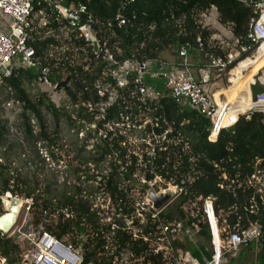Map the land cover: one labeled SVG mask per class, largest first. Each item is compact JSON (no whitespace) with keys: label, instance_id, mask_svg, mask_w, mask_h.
<instances>
[{"label":"trees","instance_id":"16d2710c","mask_svg":"<svg viewBox=\"0 0 264 264\" xmlns=\"http://www.w3.org/2000/svg\"><path fill=\"white\" fill-rule=\"evenodd\" d=\"M65 4L87 7L100 52L96 53L76 33H63L61 28L66 21L45 6L35 8L44 15L34 20L27 43L35 50L34 61L48 69L53 84L69 79L65 94L70 104L78 107L65 111L57 108L44 92L31 95L27 87L34 86L38 78L34 68L21 70L17 78L6 80L3 88L13 93L21 110L22 135L34 148L38 142H45L61 151L58 137L62 124L75 131L76 138L83 131L87 133L80 146L65 151L70 157L67 171L72 176L87 173L86 181L98 186L87 189L82 184L41 181L38 176L29 177L14 169L10 158L15 144L7 138L8 130L0 121V150L7 147L0 161V215L1 197L7 193L32 200L33 225L39 227L47 217L45 230L63 243L80 247L83 264H164L161 255L153 252L150 239L157 232L159 220L173 219L191 226L198 224L200 228L195 236H199L197 242L195 238L186 239L177 243L178 247L197 259L211 258L207 242L212 234L207 220L201 217L207 198L214 199V212L221 225L225 220L232 227L256 224L264 238V190L258 192L261 187L251 181L257 172L264 178L262 115L236 116L232 126L221 131L216 142H210V120L188 104L173 99L162 80H148L162 93L159 101L142 102L131 77L127 87L118 89L119 98L113 106L103 114L97 109L105 99L99 97L96 86H115L110 77L114 66L104 60L105 54H110L117 64L152 62L160 68L164 53H176L181 45L194 42L198 36L206 50L212 48L215 55L222 54L217 41L211 40L217 30L203 27L202 15L215 7L220 23L250 48L249 53L243 54L244 60L256 49L247 40L250 22L255 17L252 9L239 0H65ZM118 15L125 20L124 25H119ZM41 18L46 21L43 27ZM146 120L149 123L145 132L157 136L152 137L154 147L150 152L145 150V144L131 146L123 134L127 125L138 127ZM163 136L165 139L158 138ZM92 139L97 140L95 148L87 151V142ZM107 160L109 167L104 171L102 163ZM90 164L95 165V170ZM90 171L94 174L89 175ZM157 178L162 182L153 187L141 184L142 180L155 182ZM168 185L180 189L172 206L174 212L163 211L156 220L146 214L145 224L134 219V229H127L126 218L135 213L132 196ZM100 193L111 201L114 213L109 222L105 221L108 214L99 216L104 210L94 208L93 196ZM135 229L138 238L133 236ZM256 252L255 264H264L263 246L256 243L242 247L236 257L229 259V264L245 263L247 254ZM20 253L14 239L0 237V256L8 264H17Z\"/></svg>","mask_w":264,"mask_h":264},{"label":"built area","instance_id":"2783aa9c","mask_svg":"<svg viewBox=\"0 0 264 264\" xmlns=\"http://www.w3.org/2000/svg\"><path fill=\"white\" fill-rule=\"evenodd\" d=\"M239 1L250 7L255 16L250 22L247 40L256 49L244 59L254 63L243 72L244 75L257 64L255 62H257L260 54L264 56V0ZM39 6H45L51 13L61 16L66 21V25L61 28V31L66 35L69 32H74L78 38L92 46L94 42H97L93 31L94 21L85 5L70 4L67 6L65 0H0V85L8 79L17 78L21 70L34 68L38 75L34 86L38 85L57 108L71 111L78 106L71 105L65 92L58 90L59 84H53L50 81L48 69L34 61L35 50L27 43L34 20L44 15L43 11L36 12L35 8ZM212 14H216L219 21L218 11L215 7H212L208 13L202 15L203 27L211 24ZM70 16L73 19H70ZM116 20L120 26L125 24V20L120 15L117 16ZM40 24L42 27L46 25L44 18L40 19ZM108 25L110 26L111 23ZM211 40L217 41L216 45L219 49H227L232 44L233 48L215 55L212 48L206 50L202 37L198 36L194 42H186L178 48L177 53L181 63L177 67L164 69L161 65L158 73L152 71L155 63L129 61L117 64L110 54H105L103 56L104 60L114 66L110 71V77L115 86L101 83L96 86L99 97L105 99L98 106V111L103 114L106 109L114 105L119 98L118 89L127 87L130 77L133 79L139 100L142 102L159 101L162 93L147 79L161 77L164 80L166 90L173 99L179 103L188 104L192 109L210 120L211 128L208 137L210 142H216L221 131L230 128L235 117L240 114L245 115L247 118L260 114L264 123V66L254 77L258 89L253 90L256 87H254V83L250 84L251 101L248 109L243 110L241 107L230 106L227 99L219 101L217 98L218 92H215L214 77L226 78L232 86L233 83L229 79L234 74L238 64L244 61L242 60L243 54L249 53L250 48L234 37H232L233 41L230 42V38H223L217 34ZM194 51L203 55L207 62L200 71L199 79L195 77L188 63L189 55ZM98 52H100L99 45ZM129 128L131 127L127 125V129ZM151 134L153 137L154 134ZM153 138L157 139V136ZM158 138L165 139V136ZM255 178L256 176L253 179ZM156 182L161 183L162 181L160 178H157L155 182L142 180L141 184L146 183L153 187ZM170 187L175 189L178 196L180 189L171 185L167 187L159 186V190L155 192L161 194L171 192L174 198V190L172 191ZM263 190L264 188H260L258 192H263ZM136 195L137 193L133 196ZM6 196L9 199L12 198L10 193H7ZM139 196L140 200L135 199V213L131 218H125L132 220L131 224H133L134 219H140V224L146 223V214H150L153 220L158 219L159 214L166 207L161 211H156L149 200L148 191L145 194L140 193ZM22 203L23 207L13 226L16 244L20 248L21 244L25 246L20 253L17 264H83L81 248L73 244L63 243L50 235L44 227L46 221L39 227H35L31 219L26 216L20 224L19 217L22 212L25 211L27 215L31 214L32 200L26 199ZM94 208L100 209L95 204ZM197 217L198 215L195 216V218ZM201 217L207 220L212 234L211 258L205 259L204 263H201L198 259L189 257L184 250L178 247L177 243H181L186 239L194 240L196 234L200 231L198 224L187 225L180 219H173L168 222L159 220L157 232L150 239V246L155 254L161 255L164 264H228L229 259L236 257L242 247H246L251 243H256L259 247L262 246L261 242L264 238L258 225L252 224L247 228H242L240 224H236L232 227L226 220L221 225L214 212L213 198H207L203 202ZM132 228L127 226V229L132 230ZM133 236L138 238L135 231ZM0 264H8V262L0 256Z\"/></svg>","mask_w":264,"mask_h":264},{"label":"rangeland","instance_id":"374dc122","mask_svg":"<svg viewBox=\"0 0 264 264\" xmlns=\"http://www.w3.org/2000/svg\"><path fill=\"white\" fill-rule=\"evenodd\" d=\"M257 63L251 71H248L247 74L242 78L243 84H246L248 81L251 80V78L256 75V73L259 72V70L264 66V57H262L260 60H257ZM239 73H237L238 75ZM149 80V79H147ZM221 85L216 86L215 92H220L222 90H225L231 86V84L228 83L226 79H221ZM241 82L237 84V86L240 85ZM254 83L255 85V79H252L251 84ZM236 87V86H235ZM234 87V88H235ZM28 88L29 93L35 94L38 92H42V89L36 86L30 85ZM256 88H253V90L256 91ZM232 94V93H231ZM241 94V93H240ZM21 110L19 108V105L15 102L13 98V93L10 90H4L3 84L0 85V121H2L3 125L8 130L7 138L15 144V151L11 153L10 160L12 161L13 165L12 167L14 169H18L23 172V174L32 177V176H38L40 180H49L51 181H58V183H66L68 186L72 184H82L84 188L87 189H93L98 186V183L94 182H87L86 181V175L87 173H81L78 176H72L67 170L69 169V159L67 155H65V151L69 149H73L75 146H80L82 141H84L87 137V133L83 131L80 133L77 138L75 137V131H72L67 128L65 124L61 125V133L58 137V146L61 148V151H58L57 147H49L47 143L45 142H38L36 144V148L32 146L31 142H28L24 139L21 129H20V120H19V114ZM149 123V120H146L143 125L137 128H131L127 129L126 132H123L128 138V142L133 147H140L141 145L145 144L148 145V149L145 148L146 151L150 152L151 147L153 148V138L152 134H148L145 132V127ZM49 126L50 129H53V122L51 118L49 117ZM146 133V134H145ZM9 142V144L11 143ZM88 147L87 151L93 150L95 148V144L97 143V140H91L88 141ZM6 148H1L0 150V161H3V158L6 154ZM38 153V154H37ZM37 154V155H36ZM10 156V155H9ZM59 158H61L59 160ZM110 159V158H109ZM110 160L105 161L103 164L104 171L109 167ZM259 163V162H258ZM257 163V164H258ZM92 170H95V165L90 164L89 165ZM105 173V172H104ZM107 173V172H106ZM105 173V174H106ZM89 175H93V171L88 172ZM256 178L254 176L251 178V181H254L256 185H258L261 188H264V178L259 172L256 173ZM250 181V182H251ZM249 182V183H250ZM254 185V186H256ZM137 187V186H136ZM172 191L174 190V198L172 201L166 206V208L163 211H170L174 212L172 209V206L175 203V200L177 199V195L175 192V189L171 188ZM136 200H140L139 193H137L136 196H132ZM95 198L94 204L99 206L101 210H104V212H100L99 216L104 217L105 215H109L106 218V222H109L113 216V209L110 208V200L108 198H105L102 193L96 194L93 196ZM13 200H19L20 202H25L26 199L18 198L12 196V198H8L6 195L1 197V207L3 209V214L8 212V208L6 206V202H11ZM109 211V212H108ZM0 215V216H1ZM29 217L33 223L32 214H26V212H22V214L19 217L20 224L24 217ZM132 220L126 219V225L133 227V224H131ZM45 222V221H44ZM145 224V223H144ZM134 229V227H133ZM14 228L12 231L8 234H3L0 232V237L4 238H12L14 239L16 243L15 236L13 234ZM135 233L138 232L137 229L134 230ZM199 236L195 238V241H198ZM67 240V239H66ZM69 244V243H68ZM207 246L209 251L211 252V241L207 242ZM24 245L21 244V252L24 250ZM184 250V249H183ZM186 254L189 257H192L189 251L184 250ZM257 252L255 254H247L246 262H252V264H255V258H256ZM242 263V264H245ZM229 264V263H228ZM240 264V263H238Z\"/></svg>","mask_w":264,"mask_h":264},{"label":"crops","instance_id":"0c3cea01","mask_svg":"<svg viewBox=\"0 0 264 264\" xmlns=\"http://www.w3.org/2000/svg\"><path fill=\"white\" fill-rule=\"evenodd\" d=\"M209 26H211L212 28L216 29L217 32H218V35L220 37L230 38V40H231L230 42L233 41L232 40V37H233L232 32L229 30V28L223 26L218 21V17L216 16V14H212V21H211V24ZM232 48H233V44H232L231 47H229L227 49L226 48H223V49H219L218 51H221L223 53L225 51L227 52L228 50H231ZM161 63H162V66H163L164 69H170L172 67H177L178 64L181 63V60L178 58V53L177 52L175 53L173 51H170V52L164 53L162 55ZM188 63L190 65L191 71L194 73L195 77L197 79H199L200 78V71L202 70L203 67H205V65L207 63L206 60H205V58H204V56L201 55L199 52H196V51L191 52L190 55H189V58H188ZM152 71L154 73H158L160 71V68L157 67V65L155 64L154 67H153V69H152ZM237 72H239V71L236 68V70L234 71V74L229 79L230 82L233 83V85L230 86L229 88L225 89V90L220 91L218 93V95L221 96L222 99H227V101H228L227 103L230 106H234L235 104L237 105L239 103V101H242V102L247 103V101L249 99H251L250 84H251L252 79H254L255 75L251 78L250 81H248L246 84H243L242 78L247 73L243 75V73L239 72V74L241 76L238 77ZM160 78L161 77L156 78V79H152V80L159 79V80H162V82L164 83V80L162 78L161 79ZM214 82H215V87L216 86H220L222 84L221 83V79L218 76H215L214 77ZM239 82H241V83H240L239 86H237V84ZM231 93H232V97L234 99H237L235 103H233V100H232V98L230 96ZM194 258H196V257H194ZM205 259L206 258L203 257L201 260L200 259H198V260L201 263H204L203 261Z\"/></svg>","mask_w":264,"mask_h":264},{"label":"water","instance_id":"95a60500","mask_svg":"<svg viewBox=\"0 0 264 264\" xmlns=\"http://www.w3.org/2000/svg\"><path fill=\"white\" fill-rule=\"evenodd\" d=\"M70 19H73L72 16H70ZM94 51L98 52V43H93ZM58 90L67 92L69 90V79L66 81L60 83L58 85ZM148 196L150 202L153 204V208L156 211L163 210L172 200L173 194L171 192H168L166 194L156 193L153 189L148 190ZM16 210H12L10 212H6L5 214L0 216V224H2L3 228L0 227V232L3 234H8L12 230L13 226L15 225L17 221V217L14 214ZM48 218H45V221L47 222ZM46 222L44 223V227L46 226ZM262 246L264 249V239L262 240Z\"/></svg>","mask_w":264,"mask_h":264},{"label":"bare ground","instance_id":"6f19581e","mask_svg":"<svg viewBox=\"0 0 264 264\" xmlns=\"http://www.w3.org/2000/svg\"><path fill=\"white\" fill-rule=\"evenodd\" d=\"M262 57H264V56H262L261 54H260V56L258 57V59L257 60H260ZM254 62H252V61H250V60H244V61H242V62H240L239 64H238V66H237V70L239 71V72H241V73H243L244 71H246L247 69H249V67L253 64ZM241 75L240 74H238V77H240ZM264 78V77H263ZM230 96H231V98H232V100H233V103H235L236 102V100L237 99H234L233 97H232V94H230ZM217 98L219 99V101L221 100H224V99H222V97L221 96H217ZM250 101H251V99H249L248 101H247V103H245V102H242V101H239V103L236 105H234L235 107H241L243 110H245V109H248V107L250 106ZM7 204H6V206H7V208H8V212H10V211H12L13 209L14 210H16L15 211V215H16V217H17V215L20 213V211H21V209H22V205H23V203L22 202H20L19 200H13V201H11V202H6ZM0 227L1 228H3V226H2V224H0Z\"/></svg>","mask_w":264,"mask_h":264}]
</instances>
